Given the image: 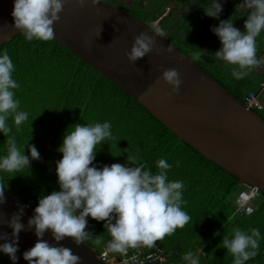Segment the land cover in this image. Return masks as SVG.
I'll return each instance as SVG.
<instances>
[{
	"label": "clouds",
	"instance_id": "1",
	"mask_svg": "<svg viewBox=\"0 0 264 264\" xmlns=\"http://www.w3.org/2000/svg\"><path fill=\"white\" fill-rule=\"evenodd\" d=\"M65 2L66 0H14L11 13L13 27L21 30L29 42L34 39L53 40V25L60 20L59 14L64 10ZM86 2L88 0H75L81 8ZM99 2L100 0H90L93 7ZM239 6L248 10L243 32L233 26L230 17L220 20L211 31L221 43V47L214 53L215 58L236 66L232 75L242 79L252 70L264 65V59L257 58L256 40L264 30V0H241ZM203 11L206 16L218 19L222 3L212 0L210 6ZM152 27L155 28V35L142 31L133 38L130 50L125 53L130 63L135 64L150 53L159 56L173 52L172 46L165 47L157 43L155 37L160 36V29L155 25ZM101 31L100 26L93 29L91 34L99 37ZM150 31L152 32L151 29ZM14 70L15 65L5 49L0 54V133L7 139L6 154L0 157V172L6 173L29 169L31 161L41 159L35 145L27 143L21 148L15 137L10 135L12 126L19 129L29 121L30 116L27 111L19 110L20 101L15 98V90L20 85L13 78ZM160 79L170 86L171 94L179 93L182 80L177 69H164ZM9 119L12 125L8 123ZM111 139L113 133L110 121L75 124L71 131H65L58 147L62 158L56 162L60 190L42 195L33 210L34 215L27 221L29 228L34 226L37 237L34 246L23 253V259L28 264H80L81 257L70 248L52 246L42 237L50 230L55 241L70 237L79 245L93 236L88 230L86 217L105 222L104 228L110 235L107 248L119 253L141 246L153 248L158 240L171 236L176 229L183 228L190 222V215L182 208L186 203L183 199L185 184L181 180L169 179L168 174L173 165L166 158L155 162V173L142 162L139 155H127L128 164L133 165L131 167L128 164L113 163L97 168L93 164L98 146ZM179 166L180 162L177 161L176 167ZM5 189L6 186L0 183V205L6 203ZM252 212L253 209L249 207L248 213ZM23 214L24 208L18 206L17 212L10 218L5 219L0 215V224H6L12 230L10 236L0 233V240L5 241L0 244V252L8 255L12 264H16L17 260L18 234L25 227L21 223ZM260 240L258 228L247 231L234 228L231 238L224 235L221 244L233 256V264H245L258 254ZM94 242L98 245L104 243L99 235H96ZM183 259L188 264H200L199 257L191 251Z\"/></svg>",
	"mask_w": 264,
	"mask_h": 264
},
{
	"label": "trees",
	"instance_id": "2",
	"mask_svg": "<svg viewBox=\"0 0 264 264\" xmlns=\"http://www.w3.org/2000/svg\"><path fill=\"white\" fill-rule=\"evenodd\" d=\"M106 1L117 4L115 0ZM176 1L196 11L215 26L220 20L230 17L233 26L244 31L242 24L247 19L245 9L234 6L232 0H218L222 3L218 19L206 16L203 11L212 0ZM137 17L145 21V16ZM170 41L224 88L243 100V95L231 90L226 82L205 68L191 53ZM196 43L191 46L194 51L199 46ZM5 49L15 65L13 78L20 85L15 90V98L20 101L19 110L30 114L29 121L19 129L12 126L10 135L15 137L21 148L27 143L35 145L41 156L39 161H31L29 169L16 173L0 172V183L6 186L5 190L35 208L42 195L60 190L56 162L62 158L58 147L65 131H71L75 124L110 121L113 139L98 146L93 161L97 168L113 163L128 164L127 155H139L142 162L155 173V162L166 158L173 165L168 174L169 179L181 180L185 184L183 199L186 203L182 208L191 220L168 236L173 240L171 249L164 243L168 242L167 237L157 241L171 263H176L181 254L191 251L199 258L204 256L207 263L233 264V256L221 244L224 235L231 238L234 228L245 231L258 228L261 233L258 254L245 264H264V194L261 193V198L254 201L251 214H233V198L239 189L237 178L177 138L134 99L65 46L55 40L34 39L29 42L22 32H18L0 43V54ZM44 108L49 110L44 111ZM8 123L12 125L11 119ZM6 139L0 133V157L6 154ZM124 149L129 151L125 152ZM25 154H28L27 150ZM177 161L180 162L179 167H176ZM86 219L88 230L93 236L85 242L93 249L98 247L100 250L110 240L104 228L105 222H97L91 217ZM96 235L102 237L103 244L94 242ZM174 247H178L177 251H173ZM198 248L200 251L196 250ZM0 264L12 262L0 254Z\"/></svg>",
	"mask_w": 264,
	"mask_h": 264
},
{
	"label": "water",
	"instance_id": "3",
	"mask_svg": "<svg viewBox=\"0 0 264 264\" xmlns=\"http://www.w3.org/2000/svg\"><path fill=\"white\" fill-rule=\"evenodd\" d=\"M13 4L14 0H0V43L21 32L13 27ZM59 15L60 20L53 25V40L95 68L200 155L264 194V119L259 113L161 33L155 37L157 43L172 46L171 54L150 53L130 63L125 53L133 38L142 31L155 35V28L117 4L100 0L93 7L88 0L81 8L75 0H66ZM100 26L99 37L91 34ZM171 68L177 69L182 80L177 94H171L170 86L160 79L162 71ZM4 196L6 203L0 205V215L5 219L17 212L18 206L24 208L21 223L25 227L18 234L16 264H28L23 253L37 242L34 226L27 225L34 208L7 190ZM11 231L0 224V233L10 236ZM42 239L52 246L70 248L81 257L80 264H107L85 241L76 245L65 237L57 242L50 230ZM4 242L0 240V244ZM0 254L12 262L8 255Z\"/></svg>",
	"mask_w": 264,
	"mask_h": 264
},
{
	"label": "rangeland",
	"instance_id": "4",
	"mask_svg": "<svg viewBox=\"0 0 264 264\" xmlns=\"http://www.w3.org/2000/svg\"><path fill=\"white\" fill-rule=\"evenodd\" d=\"M232 3L234 6L240 7L239 3H241V0H232ZM121 7L123 8V6ZM128 11L136 16H145L146 23L159 28L163 36L168 40L176 42L185 51L191 53L215 76L234 77L232 71L236 66L217 60L214 56V53L221 47L219 38L211 31V28L215 27V25L196 11L176 0H131ZM247 14L248 10L245 9V15L247 16ZM245 20H243L242 25H244ZM204 38H209V40L199 41ZM256 40L258 57V49H264V30L261 31ZM196 42L199 43V46L197 47V51H194L191 49V46ZM250 74L251 72L247 76ZM245 77L238 79V81L237 78L234 79L235 82L240 83V88H237L239 95H243L246 91L247 81L244 80ZM48 110V108H44V111ZM255 111L263 116L260 109H256ZM98 250L99 248L96 247V251ZM199 259L201 263L211 264L210 262L207 263L206 258L202 255Z\"/></svg>",
	"mask_w": 264,
	"mask_h": 264
},
{
	"label": "built area",
	"instance_id": "5",
	"mask_svg": "<svg viewBox=\"0 0 264 264\" xmlns=\"http://www.w3.org/2000/svg\"><path fill=\"white\" fill-rule=\"evenodd\" d=\"M243 102L249 108L259 109L260 105L253 90H246L243 94ZM239 189L233 198V214H249L248 208L253 209V203L261 198V193L252 185L237 181ZM197 251H200L198 248ZM99 255L105 259L107 264H188L184 260L185 254H181L179 263H171L168 260L163 248L156 242L153 248L137 247L129 248L125 253L112 252L107 248V244L102 245L98 251Z\"/></svg>",
	"mask_w": 264,
	"mask_h": 264
},
{
	"label": "crops",
	"instance_id": "6",
	"mask_svg": "<svg viewBox=\"0 0 264 264\" xmlns=\"http://www.w3.org/2000/svg\"><path fill=\"white\" fill-rule=\"evenodd\" d=\"M117 2V5L119 6H123L124 9H128V7H130V1L131 0H115ZM264 45V44H263ZM259 50V56L257 57L258 59H264V49H258ZM261 52V54H260ZM218 78H220L221 80H223L224 82H226L227 86H229L231 88V90L233 91H237L238 86L240 87L239 83L237 81L235 82V76L234 77H230L228 78V76L226 77H221L218 76ZM245 81H247V86L245 90H253L256 93V99L260 105V110L263 113V117H264V65L256 68L255 70L251 71V74L249 76L246 75V77L244 78ZM234 81V82H233ZM99 167H103L102 165H99ZM167 237V241H165V244H168L169 248L171 249V246H173V240L168 236ZM178 247H174L172 248L173 251H177ZM197 250V249H196ZM176 263H179V259L177 260Z\"/></svg>",
	"mask_w": 264,
	"mask_h": 264
},
{
	"label": "flooded vegetation",
	"instance_id": "7",
	"mask_svg": "<svg viewBox=\"0 0 264 264\" xmlns=\"http://www.w3.org/2000/svg\"><path fill=\"white\" fill-rule=\"evenodd\" d=\"M135 15V14H134ZM136 16V15H135Z\"/></svg>",
	"mask_w": 264,
	"mask_h": 264
}]
</instances>
